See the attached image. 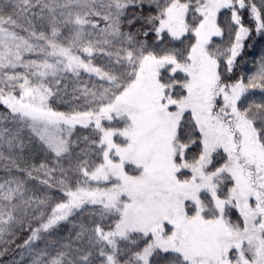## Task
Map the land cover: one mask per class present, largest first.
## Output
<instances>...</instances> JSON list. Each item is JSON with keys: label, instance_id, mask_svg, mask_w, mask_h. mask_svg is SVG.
Listing matches in <instances>:
<instances>
[{"label": "snow or ice", "instance_id": "snow-or-ice-1", "mask_svg": "<svg viewBox=\"0 0 264 264\" xmlns=\"http://www.w3.org/2000/svg\"><path fill=\"white\" fill-rule=\"evenodd\" d=\"M253 30L264 34V0L0 3V106L8 110L0 119L28 128L55 164L27 171L0 159L31 179L43 172L40 183L64 197L25 247L88 212L78 246L65 245L50 264H264V62L247 79L232 75ZM97 54L106 69L93 63ZM81 70L105 83L73 89L87 108L55 110L53 98L66 102L59 74ZM77 125L88 134L73 137ZM20 132L4 127L0 141L23 148ZM25 191L22 179L0 183V225L32 209Z\"/></svg>", "mask_w": 264, "mask_h": 264}, {"label": "trees", "instance_id": "trees-1", "mask_svg": "<svg viewBox=\"0 0 264 264\" xmlns=\"http://www.w3.org/2000/svg\"><path fill=\"white\" fill-rule=\"evenodd\" d=\"M6 0H0V3H4ZM257 4V7H260V0H254ZM144 11L147 13L152 12L153 15L156 14L154 8L149 9L147 6L144 8ZM11 9L5 10V15L10 14ZM243 21L246 27L250 29L255 28V21L251 17L250 12L242 10ZM226 17L224 14H221V21L223 22ZM7 26V25H6ZM103 23L100 24V27H103ZM138 26V25H137ZM38 30L49 31L46 27H41L37 23ZM125 30H131L125 28ZM23 34V33H22ZM217 43H221V38H214ZM224 43H227V36L223 40ZM244 48L241 51V54L237 57L236 67L232 73L233 77H240L242 69L246 66H256L264 62V34L251 31L250 35L243 41ZM26 60L29 59H39L38 55L35 53H25ZM51 62V60H50ZM93 63L102 68L108 67V59L102 54L95 55ZM17 72H25L23 68H17ZM63 77L62 84L67 85L66 94L62 90L60 95L63 97V100L66 102H61V100L53 98L50 103L52 107L57 111L69 112L73 109L82 110L87 108L88 105L84 102V98L81 97L80 100H73V95H78L74 93L73 89H83L85 86L91 88L93 85L99 87L105 82L100 81L94 74H89L84 71H81L79 77H76L73 73H60ZM52 78L49 77V80ZM106 86V85H105ZM8 110L4 106H0V117L7 116ZM8 127L12 132H15L17 128L21 129L20 136L23 140V148L16 147L9 149L7 145L3 144L0 141V152H3L5 156H10L11 159L15 160L19 165V168L25 169L27 171H32L33 168H38L41 164H46L47 166L55 164L53 154L46 150L42 143L31 133V131L24 127L19 122H12L9 120L0 119V129ZM88 130L77 125L73 130V137L87 135ZM7 135V134H5ZM65 167H68L67 161H62ZM10 164V161L0 159V183H3L6 179H11L15 177L16 179H22L25 182V198H28L29 193L32 191L33 184L36 179H31L27 176L26 171H19L16 168H12L11 171L5 168V165ZM43 172L37 173L33 172L34 177H40ZM44 177V175H42ZM58 176V173H57ZM28 195V196H27ZM60 198L62 201L64 197L60 193ZM7 203L0 200V205ZM7 211V209H5ZM16 219L7 225H0V227L6 228V231L0 233V264H33L34 260H43L45 264H50L52 258H55L57 253L47 254L45 257H33L25 247V241L31 235V225L28 222L26 215L21 217L20 213H16Z\"/></svg>", "mask_w": 264, "mask_h": 264}, {"label": "rangeland", "instance_id": "rangeland-1", "mask_svg": "<svg viewBox=\"0 0 264 264\" xmlns=\"http://www.w3.org/2000/svg\"><path fill=\"white\" fill-rule=\"evenodd\" d=\"M24 59L26 60L25 55ZM259 66L260 64L256 66L251 65L244 67L242 69L241 76L247 79L248 77L255 75L259 70ZM251 97L252 99L259 101L261 99L260 91L258 89L254 90ZM51 166L53 165H50L49 167ZM42 175L35 180L32 191L29 193V196L27 195L28 197H33L32 209L29 210L26 215L28 222H30L31 229L39 227L41 222H46L47 216L51 214L50 208L53 207L56 202H60L61 200V192L59 189L55 187L49 188L40 183V180L44 179ZM45 197L48 198V203L38 207L36 204V198L45 199ZM86 207L89 209L91 208V206ZM41 213H43V215H41ZM81 222H91L88 217V212H84L83 214L80 212H74V214L70 216L67 221H61L49 231L42 233L44 238L34 242L31 250L27 248L28 253L33 257L43 258L50 253L68 251L69 249L64 247L68 244H71L72 249L74 250L78 246L74 233L78 230V226Z\"/></svg>", "mask_w": 264, "mask_h": 264}]
</instances>
